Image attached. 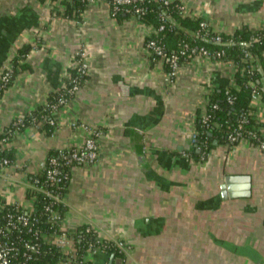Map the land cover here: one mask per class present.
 <instances>
[{"label":"crops","instance_id":"crops-1","mask_svg":"<svg viewBox=\"0 0 264 264\" xmlns=\"http://www.w3.org/2000/svg\"><path fill=\"white\" fill-rule=\"evenodd\" d=\"M177 1L183 15L204 20L214 33L264 27V0ZM54 7L0 0V71L18 49L31 47L27 68L0 97V133L64 86L80 49L88 68L82 87L52 115L51 135L27 126L7 146L14 191L6 200L24 202L25 174L38 172L50 151L81 145L86 133L70 124L83 123L100 131L99 155L71 170L64 228L88 226L100 240L124 242L123 264H262L264 151L242 139L233 148L216 141L204 160L191 155L197 111L203 115L213 90L234 87L235 66L198 56L169 82L162 62L152 63L144 47L151 27L134 17L117 22L105 0L90 3L80 23L52 19ZM252 106L264 123L259 96ZM227 176L249 177L250 196L221 199ZM89 260L108 264L109 257Z\"/></svg>","mask_w":264,"mask_h":264},{"label":"trees","instance_id":"trees-1","mask_svg":"<svg viewBox=\"0 0 264 264\" xmlns=\"http://www.w3.org/2000/svg\"><path fill=\"white\" fill-rule=\"evenodd\" d=\"M41 3L45 1L57 2L58 7H54L50 11V17L64 20L74 21L80 23L82 21V14L88 6L87 0H37ZM109 6L110 17L117 22H122L134 15L130 12L134 6L143 9L142 14H136V18L140 23L157 29L163 25V30L157 33L150 34L144 39V47L149 41L154 40L156 43L164 47L166 55L162 62L166 73L170 71V63L167 58L178 51L182 44L189 46L202 47L207 50L211 59L216 61L230 62L235 66L234 73V87H227L225 89L213 90L206 96V113L211 115L208 126L202 123L203 116H198L195 120V149L191 153L196 159L205 158L210 149L214 147L213 142L226 145L228 148L236 146L240 140L247 139L253 146L259 143H264V123L256 120L254 116V108L251 104L253 93L261 98L264 102L263 82L264 79V27L256 30L249 29L242 26L232 34H220L222 43H228V46H222L214 43L213 38L216 36L210 27H202L204 20L200 18L188 17L183 15L181 4L177 0H173L167 6L163 5L158 0H143L142 3L132 4L127 8L129 12L125 11V6H119L118 11L113 12L112 0H105ZM207 25V24H206ZM31 47L24 46L17 50L16 55L10 61L12 80L18 70L27 68L24 63ZM216 54H220L219 57ZM152 63L160 61L158 57L151 56ZM75 61L81 62L79 55H75ZM191 58L185 57L179 60L182 65L190 61ZM87 76L81 75L77 67H73L68 71V78L64 79V86L50 93L44 105L39 106L33 111L25 114L21 118L18 125H14L16 120H13L7 127H5L0 134V140L5 139V144L9 145L14 136L9 134L16 130L17 133L22 132L27 126H36L46 134L51 135L55 126L50 125L49 121L52 119V106L56 105L59 99H64L68 102L74 94H69L68 90L73 86L79 89L85 83ZM0 83V97L11 85V82ZM231 100V103L228 101ZM216 105L214 110L212 106ZM238 133L237 139L229 143L228 136ZM210 134V136H209ZM199 152H197V151ZM58 151H50L45 161V167L48 168V161L55 159L60 164L61 160L58 157ZM5 158L10 164L14 161V154L11 148L5 147L1 149L0 160ZM62 172L66 174V179H62L59 185L45 183L44 187L49 194L63 198L70 182L71 170L69 167H62ZM45 172L40 171L36 177L29 176V181L35 178L39 183L43 184L45 181ZM30 195L27 193V198ZM51 200L44 194L37 193L36 201L32 209V217L37 220V226L40 232L50 234L56 231L58 227H51L46 221V214L44 206ZM6 207V206H5ZM61 216L65 213L66 208L62 204H57ZM88 226H81L73 232L75 235V255L78 259L85 253V250L90 245L99 247L97 243V235L93 230L86 231ZM23 239H29V234H22ZM40 253L36 255L30 264H60L65 257L59 250L50 243L42 240L39 241ZM107 257L110 255L118 256L112 249H102L101 251ZM84 264H95L90 260Z\"/></svg>","mask_w":264,"mask_h":264},{"label":"built area","instance_id":"built-area-1","mask_svg":"<svg viewBox=\"0 0 264 264\" xmlns=\"http://www.w3.org/2000/svg\"><path fill=\"white\" fill-rule=\"evenodd\" d=\"M88 3H92L94 0H87ZM163 5L167 6L172 0H158ZM143 0H112L113 12L118 11L119 6H125L126 12L130 11L127 7L132 4L142 3ZM88 4V5H89ZM181 10L183 12V6L181 5ZM135 17L136 14H142L143 9L134 6L132 11H130ZM202 27H206V23L201 24ZM152 28V27H151ZM163 30V25L159 26L157 29L152 28L153 33H157ZM220 34L216 33L213 38L214 43L221 44ZM145 50L148 55L155 56L163 61L166 57L164 53V47L161 44L156 43L154 40L148 42L145 46ZM76 55H79L81 62L74 60V66L81 75L87 76L88 68L84 62L85 52L83 49L78 50ZM203 57L205 59H211L210 53L202 47L189 46L187 44H182L176 53L171 54L167 60L170 63V71L167 73L169 82H172L177 70L180 67L179 60L181 58L189 57ZM217 57L220 54H216ZM11 63L8 62L0 71V83H7L12 80L11 75ZM68 78V75L66 76ZM79 88L75 85L68 90L69 94H75ZM257 93L252 94L251 104L257 97ZM231 103V100L228 101ZM66 101L64 99H59L57 104L52 106L53 114L61 110L65 105ZM217 106L213 105L212 109H216ZM202 123L208 126L209 119L211 115L206 113L204 108ZM21 118H16L14 120V125H18L21 122ZM50 125L55 126L54 120L49 121ZM73 128H81L85 133L86 137L83 143L77 147H67L65 149L59 150V158L61 163L59 164L57 160L50 159L48 161V168L43 165V167L36 173L25 174L24 179V202L19 198H13L10 201L6 200L7 195L13 189L14 182L8 174V169L12 165L7 159L2 158L0 160V188L3 192H0V264H30L33 258L40 253L39 241L42 240L46 243L53 244L59 252L65 257V259L60 264H84L91 257L97 253H102V249H112L114 253L118 254L123 261L127 257V247L122 241H105L97 238V243L100 244L99 247L90 245L87 251L78 259L75 255V235L73 232L67 230L63 227L64 215L61 216L59 210L57 209V204H63L62 198L49 194L45 189L44 185L53 184L55 186L59 185L62 179H66V174L62 172V167H69L72 170L74 167L83 164H92L96 162L99 155V138L100 131L89 127L83 123L72 122L70 124ZM2 133V132H1ZM0 133V134H1ZM9 134L17 135L15 131ZM238 133L228 136L229 143L234 142L237 139ZM247 140V139H246ZM195 141V133L192 134V142ZM5 144V139L0 140V152L1 149L7 147ZM258 147L261 151H264V143H259ZM202 160V159H201ZM40 171L45 172V181L43 184L39 183L35 178L32 182L29 181L28 177H36ZM27 193L30 195L27 198ZM37 193L46 195L51 201L44 206V212L46 214V221L51 227H58L56 231L50 234L40 232L37 226V220L32 217V209L36 201ZM6 206V207H5ZM93 230L88 227L85 232ZM94 231V230H93ZM29 234V239H23L22 234Z\"/></svg>","mask_w":264,"mask_h":264},{"label":"water","instance_id":"water-1","mask_svg":"<svg viewBox=\"0 0 264 264\" xmlns=\"http://www.w3.org/2000/svg\"><path fill=\"white\" fill-rule=\"evenodd\" d=\"M218 45L228 46L230 44L221 43ZM213 144L216 145V141ZM249 196L250 178L247 176H227L224 180V183L220 185V197L223 200L248 198ZM113 261L114 264H123L122 258H114V255H110L108 264H112ZM262 264H264V262Z\"/></svg>","mask_w":264,"mask_h":264},{"label":"rangeland","instance_id":"rangeland-1","mask_svg":"<svg viewBox=\"0 0 264 264\" xmlns=\"http://www.w3.org/2000/svg\"><path fill=\"white\" fill-rule=\"evenodd\" d=\"M13 191H14V188L10 191V194L13 193Z\"/></svg>","mask_w":264,"mask_h":264},{"label":"flooded vegetation","instance_id":"flooded-vegetation-1","mask_svg":"<svg viewBox=\"0 0 264 264\" xmlns=\"http://www.w3.org/2000/svg\"><path fill=\"white\" fill-rule=\"evenodd\" d=\"M197 152H199V151H197ZM203 160L205 159V158H202Z\"/></svg>","mask_w":264,"mask_h":264}]
</instances>
